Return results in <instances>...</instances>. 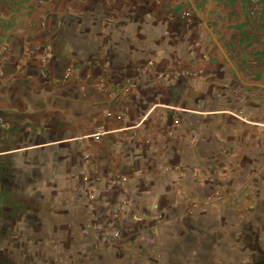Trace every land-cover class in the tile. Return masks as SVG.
Returning a JSON list of instances; mask_svg holds the SVG:
<instances>
[{
    "label": "crops",
    "instance_id": "1",
    "mask_svg": "<svg viewBox=\"0 0 264 264\" xmlns=\"http://www.w3.org/2000/svg\"><path fill=\"white\" fill-rule=\"evenodd\" d=\"M0 264H264V0H0Z\"/></svg>",
    "mask_w": 264,
    "mask_h": 264
},
{
    "label": "built area",
    "instance_id": "2",
    "mask_svg": "<svg viewBox=\"0 0 264 264\" xmlns=\"http://www.w3.org/2000/svg\"><path fill=\"white\" fill-rule=\"evenodd\" d=\"M183 16H187L186 12L183 13ZM148 64H151V62H148ZM179 74H185L186 72L181 70L178 72ZM136 81L133 79L127 80L125 82V84L123 85V90L124 91H128L129 89H131L132 87L135 86ZM106 131L102 128V127H98L92 134V138L94 140H97L100 136H102L103 134H105ZM85 158H88V155L85 154L84 155ZM84 179H86L84 177ZM126 180V177L124 175H115L112 177H109L106 180V186L108 189H115V188H119ZM119 229H114L111 233V235L109 236L110 241H115L118 237H119Z\"/></svg>",
    "mask_w": 264,
    "mask_h": 264
}]
</instances>
